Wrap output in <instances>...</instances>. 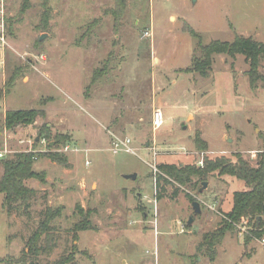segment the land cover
<instances>
[{"label":"rangeland","instance_id":"374dc122","mask_svg":"<svg viewBox=\"0 0 264 264\" xmlns=\"http://www.w3.org/2000/svg\"><path fill=\"white\" fill-rule=\"evenodd\" d=\"M3 1L0 149L11 150L3 158L47 152V137L55 133L68 137L58 150L77 149L58 151L65 164L46 156L33 163L44 179L25 180L36 191L29 215L8 214L0 193V264L21 255L47 207L62 208L51 222L56 248L40 252L42 264L73 243L75 264H264V245L245 223L225 234L214 259L198 249L203 234L230 209L242 180L209 175L199 191L190 184H157L150 165L202 167L205 157L234 160L236 152L256 164L263 148L264 78L250 86L242 54H214L207 76L186 68L200 54L189 27L203 44L236 34L264 42V0H29L24 8V0ZM259 70L264 76V59ZM156 108L164 114L158 129L152 126ZM13 109L44 115L8 129L4 114ZM113 134L129 137L134 153L112 152ZM195 136L206 146H196ZM132 173L135 178L125 177ZM77 206L89 212L92 228L77 231L74 242ZM245 235L251 236L247 242Z\"/></svg>","mask_w":264,"mask_h":264},{"label":"trees","instance_id":"16d2710c","mask_svg":"<svg viewBox=\"0 0 264 264\" xmlns=\"http://www.w3.org/2000/svg\"><path fill=\"white\" fill-rule=\"evenodd\" d=\"M28 4L29 0H24L23 8ZM5 21L7 22V19ZM189 31L198 38L200 54L192 58V64L186 68V71H194L202 76H207L212 67L214 54L223 53L231 57L242 54L249 64L247 73L250 86L254 88L257 81L264 78L259 70L261 61L264 59V42L251 36L236 34L231 41L215 39L203 44L199 33L194 31L192 27H189ZM11 80L12 78H8L5 86L10 85ZM43 115L44 111L41 109L6 110L4 126L13 129L18 125H30L34 123L37 116ZM42 126L47 131L44 136H50L48 127L45 124ZM260 137L263 148L256 154L255 165H252L240 152L234 154V160L225 155L205 157L202 167L190 163L182 165L161 163L158 165L160 173L157 174V184L162 180L176 182L180 185L190 184L193 188H200V182L213 174L230 175L242 180L243 187L235 190L232 194L230 209L222 212L216 228L205 232L202 241L198 244V249L203 251L211 260L216 256V245L222 241L228 231L234 230V227L239 223H245L255 238L264 236V132L260 133ZM67 138L64 134L55 133L52 138L47 137V152L17 151L11 157L0 158V166L2 167L0 193L3 194V207L6 208L8 214L13 210L20 211L25 215L30 214L28 210L30 200L36 191L27 186L25 180L31 178L44 179V171L34 170L33 163L38 157L46 156L51 160L65 164L66 157L58 152V147ZM40 140L41 136L38 140L36 139L35 144ZM195 143L200 148L206 146L205 143L199 142L198 136H195ZM193 177H196L198 182H192ZM159 196L160 194L157 197ZM189 197L194 199L192 196ZM61 208L47 207L43 218L28 237L26 247L22 250L21 255L17 257L9 255L1 258V260H5L7 264H42L39 259L40 252L50 254L56 248L58 232L51 225V222L60 216ZM77 209L81 218L72 227L74 242L78 238L77 231L92 228L88 219L89 212H84L80 207ZM187 226L189 225L187 224ZM250 238V235H245L246 242ZM76 248L75 243H73L69 249L63 250L57 258L47 264H75Z\"/></svg>","mask_w":264,"mask_h":264},{"label":"built area","instance_id":"2783aa9c","mask_svg":"<svg viewBox=\"0 0 264 264\" xmlns=\"http://www.w3.org/2000/svg\"><path fill=\"white\" fill-rule=\"evenodd\" d=\"M4 44H5V10H4V1L0 0V48H2ZM163 123H164L163 111L160 108H156L152 114V126L154 129H158L163 125ZM42 142L45 143V140L42 139ZM130 144H131V139L129 137H125V138L114 137L111 143L110 150L114 153H117L119 151L134 153V149ZM76 149H77L76 147L65 145L58 151L67 152V151H74ZM9 152H11V150L7 146H5L3 149H0V157L3 158ZM154 154L156 153L154 152ZM88 163L89 161L87 160L86 164ZM200 164L203 165V161H201ZM150 165L155 173L156 172L160 173L158 166H156L154 162L150 163ZM181 231H183V228L181 229ZM258 239L260 240V243L264 245V236Z\"/></svg>","mask_w":264,"mask_h":264},{"label":"water","instance_id":"95a60500","mask_svg":"<svg viewBox=\"0 0 264 264\" xmlns=\"http://www.w3.org/2000/svg\"><path fill=\"white\" fill-rule=\"evenodd\" d=\"M43 37H44V35H41L40 36V39H42ZM183 127L185 128V125ZM36 139L38 140L39 137H37ZM125 177L126 178H131V177L132 178H135L136 177V173L126 174ZM206 185H207V182L206 181H203L201 183V186H200L199 191L202 190V189H204V188H206ZM192 207H193V213H194V215H196L197 213H200V208H199V202L198 201H196V200L192 201ZM192 221H193V217L190 216L188 218V220H187V224L190 225L192 223Z\"/></svg>","mask_w":264,"mask_h":264},{"label":"crops","instance_id":"0c3cea01","mask_svg":"<svg viewBox=\"0 0 264 264\" xmlns=\"http://www.w3.org/2000/svg\"><path fill=\"white\" fill-rule=\"evenodd\" d=\"M114 137H118V136H116V135H114L113 134V136H112V138H111V140H110V146H111V143H112V140L114 139ZM121 138H125V137H121ZM86 150H87V148H86ZM210 206V205H209ZM229 210V209H228ZM131 215V214H130ZM133 221V220H132ZM137 221V220H136ZM114 223V222H113ZM154 229V228H153ZM157 230V229H156ZM142 232H145V230H143Z\"/></svg>","mask_w":264,"mask_h":264}]
</instances>
